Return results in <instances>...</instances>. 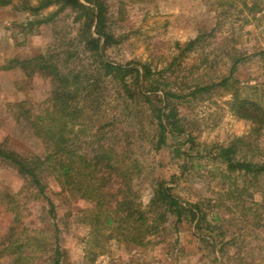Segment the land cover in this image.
I'll list each match as a JSON object with an SVG mask.
<instances>
[{
  "label": "rangeland",
  "instance_id": "374dc122",
  "mask_svg": "<svg viewBox=\"0 0 264 264\" xmlns=\"http://www.w3.org/2000/svg\"><path fill=\"white\" fill-rule=\"evenodd\" d=\"M40 1L0 7V147L25 159L45 157L31 123L47 107L52 86L35 63L28 69L16 63L51 55L63 71L86 66L100 74L78 41L77 12L60 3L36 10ZM95 1L115 37L104 59L145 65L150 76L139 80L140 89L134 75L126 77L146 95L135 93L133 101L119 83L102 79L99 112L88 114L93 122L85 132L72 131L75 147L82 155L108 144L118 167H133L129 186L143 209L163 182L188 211L177 223L169 216L139 244L108 228L95 236L89 224L95 203L63 192L45 172L51 211L18 168L0 158V198L7 196L0 212L11 210L14 220L6 229L0 221V264H264V175L230 170L219 158L221 148L231 147L236 160L264 164V124L231 106L237 98L264 112V0H80L89 7ZM160 110L172 122L162 143ZM104 118L109 126L96 132L93 125Z\"/></svg>",
  "mask_w": 264,
  "mask_h": 264
},
{
  "label": "trees",
  "instance_id": "16d2710c",
  "mask_svg": "<svg viewBox=\"0 0 264 264\" xmlns=\"http://www.w3.org/2000/svg\"><path fill=\"white\" fill-rule=\"evenodd\" d=\"M55 3H60L62 9L69 7L77 12L76 20L82 22L78 30V41L82 43L84 53L98 63L96 73L100 74L98 76L93 74L86 66H81L80 70L73 68L63 71L62 66L58 67L51 55H40L17 62V66L22 69H28V65L35 63L34 66L44 73L52 86L47 107L40 115L34 117L31 123L34 135L45 144L46 154L43 159L39 157L25 159L0 147V158L18 168L21 176L46 200L51 211L55 205L45 195L46 186L41 183L45 172L56 178L63 192L95 203L89 223L95 236L99 235V230L108 228L111 232L120 231L118 232L121 233L120 239L139 244L145 235L162 230L169 216H175L177 223L188 210L178 203L170 188L163 182L156 183L149 208L143 209L129 186L135 176L133 167H118L120 161L105 143H99L95 149L90 150L88 153L91 155L79 154L71 133L75 129H79L77 132L80 133L85 132L91 126L93 116L88 114L99 112L101 96L105 90L102 79L111 78L119 83L122 93L128 100L133 101L135 93L142 97L146 95L137 89L134 92L126 77L134 75L133 82L140 89L139 80L147 79L150 70L145 65L138 69L135 66L129 67V64H114L104 59L105 50L115 44V37L109 30L100 1H95L94 6L89 7L83 5L80 0H41L36 10ZM10 4L11 0H0V7ZM194 42L195 40L189 42L188 46ZM227 81L228 79H223L222 83ZM250 104L249 101L234 98L231 106L241 118L264 124V112L254 107L250 111L246 107ZM169 120L170 118L160 110L156 126L159 143L165 139L167 126L172 125ZM93 126H97L95 130L97 132L105 129L109 123L104 118ZM85 143L89 145L90 139ZM219 158L227 162L230 170L238 169L254 176L264 175V164L236 160L234 148H221ZM133 163H136V160ZM6 199L7 196L0 198V208L2 205L5 206ZM0 216L2 228H11V220L14 221L12 211L5 208L0 212ZM13 246L15 245L12 243ZM15 248L21 247L16 245Z\"/></svg>",
  "mask_w": 264,
  "mask_h": 264
}]
</instances>
